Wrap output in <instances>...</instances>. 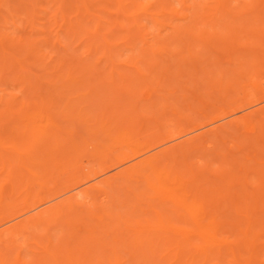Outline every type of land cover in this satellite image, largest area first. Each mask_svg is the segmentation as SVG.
Listing matches in <instances>:
<instances>
[{
    "label": "bare ground",
    "instance_id": "obj_1",
    "mask_svg": "<svg viewBox=\"0 0 264 264\" xmlns=\"http://www.w3.org/2000/svg\"><path fill=\"white\" fill-rule=\"evenodd\" d=\"M0 264H264V0H0Z\"/></svg>",
    "mask_w": 264,
    "mask_h": 264
},
{
    "label": "rangeland",
    "instance_id": "obj_2",
    "mask_svg": "<svg viewBox=\"0 0 264 264\" xmlns=\"http://www.w3.org/2000/svg\"><path fill=\"white\" fill-rule=\"evenodd\" d=\"M186 60L188 61V63H190L192 60H191V58H186ZM199 65V64H198ZM201 66V65H200ZM198 68H199V66H198ZM188 69H191V68H189L188 67ZM130 71V70H129ZM128 71V72H129ZM131 73H132V71H130ZM158 76H159V74H158ZM186 77V76H185ZM117 78V77H116ZM115 78V79H116ZM145 78V77H144ZM139 79V78H138ZM137 78H135V83H136V86L138 85H140V79L138 80ZM116 80H118V79H116ZM145 80H147V82H151V81H153V80H156V79H154L152 76H147L146 78H145ZM168 80V79H167ZM172 81L173 82H176L175 81V79L174 78H172ZM168 83V82H167ZM180 84H182V83H180ZM176 85H179L178 83L176 84ZM186 86H187V88L185 89V88H183L184 90H182L180 87H179V93H186V94H191V91H192V89H193V85L191 84V83H186L185 84ZM105 88V90H107V89H109L110 87L109 86H107V87H104ZM204 88H203V84H201V90H203ZM208 89V88H207ZM180 90H182V91H180ZM124 94V96H126L125 95V93H122V95ZM118 95H120V93L118 92ZM121 96V95H120ZM203 97H202V101L200 102H198L197 100H192L191 98L189 99V101L191 102V103H193L194 105H193V110H197V109H199V108H203V107H209L212 103H214V102H216L217 100H219V99H221L222 98V96H223V92L222 91H219V90H216L215 92H214V95L213 96H208L207 94H204V95H202ZM181 104H184V102H181ZM193 110H190V109H187V108H185V109H180V111L181 112H191V111H193ZM169 116H173V114H172V110L171 109H168L167 110V112L162 116V117H169ZM8 126H12V124L11 125H8Z\"/></svg>",
    "mask_w": 264,
    "mask_h": 264
}]
</instances>
